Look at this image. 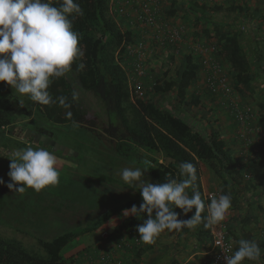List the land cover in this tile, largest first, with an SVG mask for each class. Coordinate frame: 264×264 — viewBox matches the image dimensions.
<instances>
[{
	"label": "trees",
	"instance_id": "1",
	"mask_svg": "<svg viewBox=\"0 0 264 264\" xmlns=\"http://www.w3.org/2000/svg\"><path fill=\"white\" fill-rule=\"evenodd\" d=\"M251 1L244 0L241 4L240 0H225L222 4L218 0L206 2L190 0L177 6L178 1L171 0V6L167 7L166 13L171 19L179 9H182L185 21L193 22V28H196L195 38H201V40L195 39L194 43L199 42L197 45L207 50L208 48L200 44L204 38L208 47L212 49H208L211 54L210 61L223 69L229 65L228 75L234 84L232 91L234 89L240 91L243 87L244 91L251 92L249 95L254 101L256 93L252 84L257 77L264 79V13L258 6H252ZM51 2L59 7L61 0H51ZM75 3L80 5L84 13L82 16L70 17L73 30L78 34L82 55L74 61L71 70L65 76L54 79L49 88L53 100L65 96L68 98L67 102L71 103V108L64 109L58 101L52 105H41L31 101L27 96L22 97L6 82H0V133L6 132L17 139L19 130L41 128L49 131V127L53 125H78L99 142V147H101L100 143L102 144L103 148H92L100 151V157L102 155L114 166L118 163V159L133 158L135 160L133 166L141 169L148 168L144 178L153 184L165 183L170 179L181 181L184 177L180 174V165L191 162L196 168L197 180L186 191L190 196L195 191L200 192L206 205L205 211L201 213L205 218L208 215L207 205L211 202L206 197L202 181V167L206 166L221 182V188L216 197L218 198L221 194L231 196L232 217L229 231L233 241L236 240V250L240 239L255 241L262 250L259 260L264 261V227L258 225L259 219L255 216V212L248 211L243 216L239 207L244 189L255 193L258 187L264 186V100L259 104L258 111L255 112L250 108L247 111L251 120L258 118V127L263 137L260 138V142L254 143L250 148L248 146L247 151L252 154L240 155L241 157L233 155L227 140L222 138L219 131L209 132L205 127L197 129L191 120L190 122L161 106L157 101L147 98L149 91L146 88L145 98L132 102L128 71L123 67L125 64L123 59L130 46L139 44L132 39V33L123 30V27L118 24L116 21L118 17L114 18L110 14V0H75ZM235 13L240 16L241 23L246 27L245 30H235L222 22H216L219 15ZM92 27L100 28V37L90 35L89 30ZM249 27L252 29L253 36ZM185 35L183 34V42L167 46V50L172 52L179 49L183 56L176 78L169 81L165 73L164 78H159V81L154 83L150 94H166L174 90L173 93L180 102H184L188 89L198 84L201 71L205 81L203 83L200 79V82L207 97L218 94L210 88V82L208 84L207 79L210 73L204 68L202 50L196 48L197 45L192 47L194 43L188 47L184 46ZM143 82L145 81L142 80L143 87H147ZM260 88L264 97V84ZM77 90L92 94L93 99L88 104H83V99L79 97L73 100L72 94ZM199 95H202V91H199L197 96L194 94V97L199 99ZM21 100H23V107L20 106ZM198 101H196L197 104H199ZM248 106L251 107V105ZM69 110L73 113L71 119L65 116L66 111ZM236 110L237 108L234 107L230 116L234 122L236 121L233 127L238 129L237 125L240 123L237 121ZM30 141L32 144L35 142L31 139ZM37 145L40 148L44 144L37 143ZM145 160L149 161L147 165L143 163ZM118 180L120 185L112 190L114 202L109 204L101 202L102 207L109 209L91 218L93 219L90 221L91 224L81 231L69 230L57 234L47 229L42 232L36 229V220L21 221L22 226L26 222L29 223L28 230L24 231L20 226L14 229L34 237L39 250L28 249L18 239L0 236V264H83L73 257H65V249L82 234L96 231L110 219L121 214L124 209H130L133 205L139 207L143 203L138 189L128 188L120 177V172ZM248 201L251 202V200ZM252 201L256 203L255 198ZM51 206L59 205L51 204ZM95 207L96 205L91 206V208ZM51 210L54 212L51 217L52 224L62 221L59 227L61 230L72 226L63 219L70 209L51 207ZM174 210L181 220L190 219L195 213V208L187 215L182 209ZM260 210L264 211L262 207ZM38 213L40 214L41 211L39 210ZM145 218L146 216L143 215L126 218L111 233V237L121 235L116 240L125 237L128 242H131L124 236L125 231L137 230V226L142 224ZM205 222L206 220H202L192 228L171 232L195 235L200 241L208 243L209 239L212 240V226L205 228ZM7 224L10 225L9 222ZM51 228L55 226L51 225ZM257 230L262 234L260 238H256L258 235L254 233ZM51 236L54 238L49 239ZM145 247L143 242L133 248L124 246L125 264H139L146 250Z\"/></svg>",
	"mask_w": 264,
	"mask_h": 264
},
{
	"label": "clouds",
	"instance_id": "2",
	"mask_svg": "<svg viewBox=\"0 0 264 264\" xmlns=\"http://www.w3.org/2000/svg\"><path fill=\"white\" fill-rule=\"evenodd\" d=\"M83 10L75 0H61L59 7L51 0H0V82H6L22 97L27 96L41 105H52L58 101L64 109H70L71 103L65 96L53 100L49 93L54 79L65 76L74 61L82 55L78 43V34L73 30L70 17L82 16ZM126 65V64H125ZM128 66V65H127ZM72 99H78L73 92ZM23 107V100L20 101ZM73 113L66 111L67 119ZM7 187L14 192L23 193L27 188L36 192L59 184L57 158L44 148L16 150L11 158ZM145 165L149 161H143ZM147 167H125L120 177L128 188L138 189L143 203L137 207L124 209L123 217L146 216L137 226L139 239L145 244L155 243L165 230L181 231L192 228L206 220L205 228L225 220L231 208V196L221 194L212 197L207 205V217H202L205 202L201 194L195 191L191 196L186 189L197 180L196 168L191 162L180 165V174L184 179L167 180L153 184L144 176ZM0 178V184H4ZM179 208L187 215L195 208L194 215L187 220L179 219L174 210ZM238 249L229 255V248H222L227 255L226 264H244V261H257L262 250L258 243L240 239Z\"/></svg>",
	"mask_w": 264,
	"mask_h": 264
},
{
	"label": "rangeland",
	"instance_id": "3",
	"mask_svg": "<svg viewBox=\"0 0 264 264\" xmlns=\"http://www.w3.org/2000/svg\"><path fill=\"white\" fill-rule=\"evenodd\" d=\"M177 1V6L179 4H184V2H181L180 0ZM167 10L168 8L165 6L164 11L167 12ZM174 19L187 23L184 21L185 16L183 15L182 9L178 10L174 16ZM216 22H222L235 30H245L246 28L241 23L240 16L236 13L226 14L225 16L219 15ZM192 24L193 22H191V25ZM89 33L94 37L101 36V30L99 27H92V29L89 30ZM191 35L192 39L189 41H195V39L201 40V38H195L193 27ZM201 43V45L204 44L206 48L212 50L208 47V43L204 38H202ZM246 47L250 48L249 45H246ZM208 49L204 50V56H206V58H210L211 55ZM172 54H174V52L164 48L160 49L156 56L153 55V59L158 61V76L160 79L165 77V73H167L166 79L169 81L176 78V74L181 66L183 56L180 55V57L175 58L172 57ZM124 60L125 58L123 61ZM123 67L126 71L130 70V66L123 64ZM150 68L152 69L151 65H149L148 69ZM228 68L229 65H227L223 71H225L228 77L227 80L229 81L228 84L231 88V93L224 94L223 92L217 91V95L208 96V101L203 99L202 102H199V106L205 107L208 105V107L211 108L208 111V115L206 108L204 109L207 117L205 121H199L197 124L196 122L193 123L197 129L205 127L209 132L216 130H220V132H222L225 129L224 127L229 125L231 130L228 127L229 131L224 135L229 144L231 153H233V155L239 154L240 156L243 152L246 155L248 146L250 148V146L254 143L260 142V138L263 137L261 130L258 127V118L253 120L250 119L249 128L245 131L239 127L238 129H236L237 127H233L236 121L234 122L230 115L234 107L239 108L244 112H247L248 108L255 112L256 110H259V104H261L264 100L263 93L261 92L262 89L260 88L264 84V79L257 77L254 84H252L254 93H256L255 99L253 101L249 95L251 92L246 90L244 91L242 89L243 87H241L240 91L235 89L232 91L234 84L230 78V75H228ZM149 92L147 98H149L150 95V97L158 95L156 93V95L153 93L150 94ZM76 93L79 98L83 99V104H88V102L93 99L92 94H86L87 92L81 93L79 90H77ZM164 95H166L168 98L162 100L161 104L167 109H171V104L175 105L176 102L179 101V98L174 93L169 92ZM161 96L162 94L160 93V97ZM155 101H158L157 96ZM248 105H251L252 108ZM209 117L211 118L209 119ZM212 120L215 122H212ZM216 122L220 123L217 124ZM49 131L54 133L55 141L69 148L70 150H73L75 154H65L63 151H56L54 148L45 147L44 145L43 147H40L56 156L57 168L60 173L59 184L56 186H49L40 192H36L31 188H27L23 193L14 192L6 185L8 182H11L10 177L8 176V172L10 171L9 165L11 163L9 158H11L16 150L24 149V147L21 146L16 137L14 138L13 136L8 135L6 132L0 133V178H3L5 181L4 184H0V236L8 239H18L22 241L28 249L31 250H39L36 239L26 235L24 232H18L14 229V227L20 226V228L24 229V231L28 230L27 228H29V223L26 222L23 224L24 226H22L21 221H26L27 219H30L31 221L32 219L36 220V229L42 232H45L47 229L53 233L56 232L57 234L69 230L81 231L91 224L90 221L93 220L91 218L100 213L103 214L109 209L104 206L102 207V201L106 202L107 204L114 202V193L112 190L116 189L120 185L118 173L125 167H135L133 166L135 163L133 158L130 160L118 159V163H116L114 166V164H110L105 157H102V155L100 157V151L92 148H103L102 144L100 143L101 147H99V142L91 134H89L87 130L79 127L78 125H53L49 127ZM29 147L34 149L39 148L35 142ZM145 157L149 158L148 155H145ZM202 178L207 191L206 193H211L217 196L221 188L220 179L215 176L206 166L202 167ZM263 190L264 188L258 187V190L255 192V194L257 195L258 192L260 193ZM246 192L248 193L246 195L248 197L247 199L251 200L250 196H253V191L246 190ZM110 194L112 195L111 197ZM242 202L243 204L241 205L240 213H242L244 216L248 211L255 212V216L259 219V224H257L264 227V224L262 223L264 222V211L260 210V207L264 209V202L260 204L261 206H259V208H256L251 203L247 204L245 200H242ZM51 204H56L59 206H51ZM94 205H96V207L91 208V206ZM253 206L255 208H253ZM51 207L70 209V211L65 213L63 216V219L67 220L68 224H72L69 229L65 228L61 230V228H59L61 227L62 221L58 222L57 224H52L51 217L53 216L54 212L51 210ZM39 210L41 211L40 214L38 213ZM64 211L66 210L64 209ZM7 222H9L10 225L7 224ZM63 223L67 225L65 222ZM51 225L55 226V228H51ZM103 229L104 228L102 226L96 231L82 234L77 241H73L68 246L70 247L73 244L72 247L84 246L90 248L89 251L85 250L81 253V257L79 260H77V262L82 263L85 260L88 261L86 257L87 254L96 257L98 248L97 244L100 243L98 240L101 238L100 232ZM52 238L54 237L51 236L49 239ZM67 248L65 249V252ZM122 253L124 254L125 252L122 251ZM66 256L72 258L67 253H65V257ZM75 257L76 256L73 258ZM165 257L166 255L164 258ZM85 264L89 263L86 262Z\"/></svg>",
	"mask_w": 264,
	"mask_h": 264
},
{
	"label": "built area",
	"instance_id": "4",
	"mask_svg": "<svg viewBox=\"0 0 264 264\" xmlns=\"http://www.w3.org/2000/svg\"><path fill=\"white\" fill-rule=\"evenodd\" d=\"M199 2H206L207 0H198ZM110 14L116 18L120 16L129 15L130 12L136 14L138 24L142 27L140 29L147 32L146 35L150 36L153 40V47L149 45L146 38L142 40L137 47L130 46L129 51L134 56V63L130 64L128 70V81L131 88L132 102L136 100H143L146 95V89L143 87L142 79L147 76L149 72V60L153 58V55L160 51V49H166L169 44H177L183 42V34H185V28L176 24H172L164 11L165 7L161 5L160 0H110ZM196 48L201 49L200 45ZM204 57V68L210 73L208 77V84L210 82V88L213 91H222L224 94H230L231 88L228 84L227 75L223 71V67L218 64L212 63L211 58ZM125 58V57H124ZM148 71V72H147ZM237 121L240 123L238 126L245 131L249 128L250 118L247 112L241 111L239 108L236 110ZM247 134V133H246ZM245 134V136H246ZM207 199L211 201L212 197H216L214 194H207ZM232 217V211L229 209L225 220L212 225L211 227V247L209 250V257L204 264H226L225 256L227 253L222 248H229V255L236 251L235 241L230 235V222ZM133 240V241H132ZM128 242L125 237L116 238L111 237V233L104 231L101 234V241L97 244L96 257L87 254L86 257L89 260V264H125L124 254L122 253L123 247L133 248L139 246L142 242L139 239V234L134 235ZM93 257V258H92ZM244 264H250L247 260ZM264 264V261L262 263Z\"/></svg>",
	"mask_w": 264,
	"mask_h": 264
},
{
	"label": "crops",
	"instance_id": "5",
	"mask_svg": "<svg viewBox=\"0 0 264 264\" xmlns=\"http://www.w3.org/2000/svg\"><path fill=\"white\" fill-rule=\"evenodd\" d=\"M160 1H161V5L163 7L171 6V0H160ZM180 1L185 3L186 1H190V0H180ZM218 1H219V3H222V4L225 2V0H218ZM240 2H242L241 4H243L244 0H240ZM251 4L254 7L258 6L261 9V11L264 13V0H252ZM183 15H184V13H183ZM171 20L172 21H170V22L172 24H176V25H179V26H182L185 28V34H186L185 38L186 39L184 41V46L188 47V45H192L194 43V41H189L192 39L191 32H192L193 25H191V22L188 21L187 23H184L182 21H177L174 19V17L171 18ZM116 21L118 22V24H120L123 27V30L132 33V35H133L132 39L134 41H136L137 44L141 43L143 38H146V40L149 44L153 43V40L150 38V36L146 35L147 32H144L140 29L141 26L138 24L136 14H134L133 12H130L129 15L120 16V17L116 18ZM249 29H250V33L253 36L252 29L250 27H249ZM194 30H196V28ZM197 44H199V42L194 43L192 45V47L196 46ZM137 46L138 45H135L133 47H137ZM180 55H182V53H180V50L178 49L176 52H174V54H172V57L176 58V57H180ZM203 56H204V52H203ZM123 62L128 66L130 64L134 63V56L129 50H128V52L125 56V60ZM149 62H150L152 69L150 68L151 70L149 69L148 75L142 79L143 81H145V82H143L145 84V86L147 85V87H145L147 89V91H151L154 83H157V81H159L158 80L159 79V76H158L159 69H158V64H157L158 61H156V59L152 58L149 60ZM159 67H160V65H159ZM199 78L204 83L205 76L202 74V71L200 72ZM200 79H199L198 84L195 87H191L190 89H188V91L186 92V98H185L184 102H180V100H179L176 102L175 105L171 104V109H169V110H172L177 115L181 116L182 118H184L186 120H191L192 122H196V124L199 121H201V122L205 121V119L207 117H206V113L204 112V109L206 108L207 115H208V111L211 108V107H208V105L205 107L199 106V104H197V102L195 101V100H197V101L199 100L198 102H202L203 99L207 100V98H209V97H207L206 93L204 92V87H203L202 83L200 82ZM173 91L174 90H172L171 93H173ZM199 91H202V95H199L200 98L196 99L195 97L197 96ZM153 94H155V93H153ZM189 94H190V96H189ZM194 94L196 95L195 97H194ZM150 96H149V98L154 100V101H155V98L157 96L158 97L157 102L161 106H163L161 104V101L168 98V97H166V95H164V93H162L161 97H160V94H158L156 96H152V97H150ZM172 102H173V100H172ZM210 118L211 117H209V119ZM226 118L228 119L227 116H226ZM212 122H215V121L212 120ZM216 123L219 124L220 122H216ZM228 127H229V125L227 127H224L225 129L222 132H220V130H216V131H219V133L221 134V136L224 140H226L224 134L229 131V128L231 130V127H229V128ZM17 140L19 141L21 146L24 147V149L29 147V146H32V142L30 140H26L20 135H19V137H17ZM246 153L247 154L245 155L242 152V155L248 156V155L252 154L251 152H248V151H246ZM235 156L239 157V154H237ZM131 168H136V167H131ZM202 181H203V178H202ZM203 187H204L205 192H207L205 189L204 183H203ZM259 188H264V186H260ZM243 191H244V195H243L244 198L240 197V205H239L240 209H241V205L243 204L242 200H245L247 202V204L251 203L256 208H259V206H261L260 204L264 202V190L260 193L258 192L260 194V196H254L256 194L253 193V196H250L251 202L247 201L248 197L246 195L248 193L245 191V189ZM253 198H255L256 203H253V201H252ZM254 206H253V208H255ZM129 217H131V216H129ZM125 219L126 218L123 217L122 213L113 217L112 219H110V221L103 226L104 229L100 232V237L104 231H107L109 233H113L115 228L118 225H120ZM262 223L264 224V222H262ZM254 233H256L258 235L256 238H260V236L262 235L261 232L258 230L254 231ZM125 234L126 235H124V236L131 239L134 235L139 234V233L137 230H130V231H125ZM120 236L121 235H118V236L116 235L115 238L120 237ZM78 239H76V241ZM99 241H100V238H99L98 242ZM143 244H144V246H146L145 247L146 250L142 254V257H141L142 260H141L140 264H204V262L209 257V250H210L209 247H210L211 241L209 239V242L207 243V242L200 241L199 238L195 235H185V234H179V233H175V232L164 231L156 239L155 243H152V244L143 243ZM72 245L67 248L65 253L69 254L71 257L76 256L77 260L80 259L81 253L83 251H85V250L89 251V249H90L89 247L87 248L84 246L72 247ZM235 248H236V240H235ZM133 253H134V251H133ZM165 255H166V257L164 258ZM129 256H131V255H129ZM66 257H68V256H66ZM76 257H75V259H76ZM68 258H70V257H68ZM86 262L88 263L89 260L83 261V264H85ZM249 263L250 264H260V263H262V260H257V261H253V262H249Z\"/></svg>",
	"mask_w": 264,
	"mask_h": 264
},
{
	"label": "water",
	"instance_id": "6",
	"mask_svg": "<svg viewBox=\"0 0 264 264\" xmlns=\"http://www.w3.org/2000/svg\"><path fill=\"white\" fill-rule=\"evenodd\" d=\"M22 136V135H21ZM24 139L30 140L34 138L35 143H43L45 147H52L56 151H63L65 154H75L73 150H70L69 148L59 144L57 141H55L54 134L50 133L48 130L45 129H27L23 131Z\"/></svg>",
	"mask_w": 264,
	"mask_h": 264
},
{
	"label": "flooded vegetation",
	"instance_id": "7",
	"mask_svg": "<svg viewBox=\"0 0 264 264\" xmlns=\"http://www.w3.org/2000/svg\"><path fill=\"white\" fill-rule=\"evenodd\" d=\"M37 129H41V128H33V130H37ZM18 134L21 136H23V131H21V130H19L18 131ZM31 140H34V138L33 139H31Z\"/></svg>",
	"mask_w": 264,
	"mask_h": 264
}]
</instances>
